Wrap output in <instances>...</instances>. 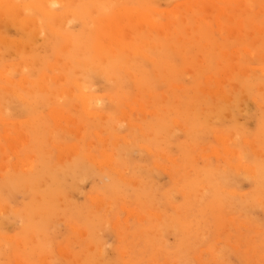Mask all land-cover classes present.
<instances>
[{
    "label": "rangeland",
    "instance_id": "rangeland-1",
    "mask_svg": "<svg viewBox=\"0 0 264 264\" xmlns=\"http://www.w3.org/2000/svg\"><path fill=\"white\" fill-rule=\"evenodd\" d=\"M0 264H264V0H0Z\"/></svg>",
    "mask_w": 264,
    "mask_h": 264
},
{
    "label": "bare ground",
    "instance_id": "bare-ground-1",
    "mask_svg": "<svg viewBox=\"0 0 264 264\" xmlns=\"http://www.w3.org/2000/svg\"><path fill=\"white\" fill-rule=\"evenodd\" d=\"M43 1H44V0H43ZM46 1H47V0H46ZM51 1H52V0H51ZM6 2L8 3V1H6ZM7 3H6V4H7ZM43 3H44V2H43ZM4 4H5V2H4ZM44 4H46V3H44ZM9 6H10V5H9ZM32 6H33V4H32ZM38 7H39V6H38ZM38 7H36V8H38ZM47 7H48V5H47ZM9 9H10V8H9ZM42 9H43V8H42ZM102 10H103V9H102ZM98 11H99V10H98ZM245 11H247V10H245ZM9 12H11V11L9 10ZM13 12H14V11H12L11 13H13ZM103 12H104V11H103ZM241 12H242V11H241ZM14 13H15V12H14ZM53 13H54V12H53ZM55 13H56V12H55ZM55 13H54V15H55ZM100 13H101V12H100ZM45 14H49V12H46ZM51 14H52V13H51ZM56 14H57V16H58V13H56ZM13 15H14V14H13ZM39 16H40V15H39ZM239 16H240V15H239ZM17 17L19 18L18 15H17ZM20 17H21V15H20ZM41 17H42V16H41ZM224 17H225V16H224ZM41 19H42V18H41ZM61 19H62V18H61ZM25 21L28 22L29 20H28V21L25 20ZM31 21H32V20H31ZM59 21H60V19H59ZM24 23H25V22H24ZM64 23H66V22H64ZM64 23H63V24H64ZM150 24H151V23H150ZM64 25H65V24H64ZM64 25H63V26H64ZM64 27H65V26H64ZM64 27H63V28H64ZM96 27H97V26H96ZM100 28H102L101 25H100ZM86 30H87V28H86ZM95 30H96V29H95ZM101 30H102V29H101ZM136 30H137V29H136ZM77 32H78V31H77ZM86 32H87V31H86ZM91 32H92V31H91ZM104 32H105V31H104ZM124 32H125V31H124ZM183 32H185V31H183ZM78 33H79V32H78ZM78 33H77V34H78ZM101 33H102V32H101ZM196 33H197V32H196ZM80 34H81V32H80ZM82 34H83V33H82ZM103 34H105V33H103ZM123 34H125V33H123ZM198 34H199V33H198ZM38 35H39V34H38ZM134 35H135V34H134ZM140 35H141V34H140ZM150 35H151V34H150ZM150 35H149V37H150ZM189 35H190V34H189ZM94 36H95V35H94ZM132 36H133V34H132ZM146 36H147V35H146ZM63 37H64V35H63ZM105 37H106V36H105ZM152 37H153V36H152ZM94 38H95V37H94ZM94 38H93V39H94ZM100 38H101V37H100ZM145 38H146V37H145ZM172 38H173V37H172ZM190 38H191V37H190ZM124 39H125V38H124ZM124 39H123V40H124ZM141 39H142V38H141ZM146 39H147V38H146ZM158 39H159V38H158ZM169 39H170V38H169ZM94 40H95V39H94ZM99 40H100V39H99ZM125 40H126V39H125ZM129 40H130V39H129ZM186 40H187V39H186ZM134 41H135V40H134ZM139 41H140V40H139ZM143 41H145V40H143ZM170 41H171V40H170ZM182 41H183V40H182ZM187 41H188V40H187ZM191 41H192V40H191ZM94 42H95V41H94ZM140 42H142V41H140ZM153 42H154V41H153ZM59 43H60V42H59ZM83 43H84V42H83ZM91 43H92V42H91ZM50 44H51V43H50ZM157 44H158V43H157ZM72 45H73V44H72ZM155 45H156V42H155ZM47 46H48V45H47ZM81 46H82V45H81ZM115 46H117V44H116ZM71 47H72V46H71ZM89 47H90V45H89ZM100 47H101V46H100ZM154 47H155V46H154ZM85 48H86V47H85ZM91 48H92V46H91ZM105 48H106V47H105ZM109 48H110V47H109ZM152 48H153V47H152ZM57 49H58V48H57ZM94 49H95V48H94ZM100 49H101V48H100ZM130 49H132V48H130ZM155 49H156V48H155ZM80 50H81V49H80ZM91 50H92V49H91ZM103 50H104V49H103ZM105 50H106V49H105ZM116 50H117V49H116ZM150 50H151V49H150ZM152 50H153V49H152ZM70 51H71V50H70ZM85 51H87V48L85 49ZM106 51H107V50H106ZM128 51H129V50H128ZM131 51H132V50H131ZM117 52H118V51H117ZM124 52H125V51H124ZM129 52H130V51H129ZM151 52H152V51H151ZM91 53H92V52H91ZM98 53H101V51L98 50ZM118 53H119V52H118ZM121 53H122V52H121ZM130 53H131V52H130ZM72 54H73V53H72ZM83 54H84V53H83ZM87 54H88V53H87ZM87 54H86V56H87ZM96 54H97V53H96ZM107 54H108V53H107ZM123 54H124V53H123ZM129 55H130V54H129ZM134 55H135V54H134ZM73 56H74V55H73ZM88 56H89V55H88ZM90 56H91V55H90ZM131 56L133 57V54H132ZM137 56H138V55H137ZM132 57H131V59H132ZM138 57H139V56H138ZM69 58H70V57H69ZM85 59H86V57H85ZM136 59H137V57H136ZM133 60H134V59H133ZM66 61H67V60H66ZM151 61H153V60H151ZM155 61H156V60H155ZM185 62H186V61H185ZM60 63H61V62H60ZM59 65H60V64H59ZM59 65H58V66H59ZM68 66H69V65H68ZM82 67H84V66H82ZM59 68H60V67H59ZM98 68H100V67H98ZM71 69H72V68H71ZM105 69H106V68H105ZM105 69H104V70H105ZM104 70H102V71H104ZM108 70H109V69H108ZM110 70H111V68H110ZM75 71H76V70H75ZM96 71H97V70H96ZM100 72H101V71H100ZM115 72H116V71H115ZM108 73H109V71H108ZM113 73H114V72H113ZM98 74H100V73H98ZM102 74H103V73H102ZM106 74H107V73H106ZM103 75H104V74H103ZM46 77H47V76H46ZM43 78H44V76H43ZM87 79H88V78H87ZM95 79H96V78H95ZM92 81H94V79H93ZM13 84H14V83H13ZM4 89H5V88H4ZM9 89H10V88H9ZM9 91H12V90H9ZM16 92H17V93H15L14 90H13V93L18 94V91H16ZM43 93H44V92H43ZM27 95H28V94H27ZM27 95H26V96H27ZM13 96H14V95H13ZM18 97H19V96H18ZM20 97H21V95H20ZM23 98H24V97H23ZM20 99L23 100L22 97H21ZM23 102H24V100H23ZM56 111H57V110H56ZM126 112H127V111H126ZM96 113H98V112H96ZM121 113H122V112H121ZM124 113H125V112H124ZM126 114H127V113H126ZM122 115H123V114H122ZM100 119H101V118H100ZM115 120H116V119H115ZM115 120H114V121H115ZM117 120H118V119H117ZM260 123H261V122H260ZM134 124H135V123H134ZM131 125H132V124H131ZM128 126H129V125H128ZM95 135H96V133H95ZM11 143H12V142H11ZM17 144H18V143H17ZM12 148H13V147H12ZM14 148H15V147H14ZM14 148H13V149H14ZM15 152H16V151H15ZM15 154H18V153L16 152ZM104 155H105V154H104ZM104 155H103V156H104ZM93 157H95V156H93ZM105 157H106V156H105ZM17 158H18V156H17ZM27 159H29V158H26V160H27ZM23 160L25 161V159H23ZM29 160H30V159H29ZM25 162H26V161H25ZM107 163H108V162H107ZM112 164H113V162H112ZM109 165H110V164H109ZM112 167H113V166H112ZM231 169H232V168H231ZM241 169H242V168H241ZM211 173H212V172H211ZM254 173H255V171H254ZM230 176H231V174H230ZM227 177H229V175H228ZM227 177H226V178H227ZM231 178H232V177H231ZM228 179H229V178H228ZM232 180H233V179H232ZM96 201H98V199H97ZM140 219H141V218H140Z\"/></svg>",
    "mask_w": 264,
    "mask_h": 264
}]
</instances>
